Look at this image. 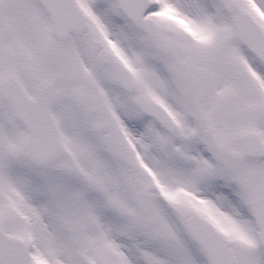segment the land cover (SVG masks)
<instances>
[{
	"label": "snow or ice",
	"instance_id": "6c2138e0",
	"mask_svg": "<svg viewBox=\"0 0 264 264\" xmlns=\"http://www.w3.org/2000/svg\"><path fill=\"white\" fill-rule=\"evenodd\" d=\"M0 264H264V0H0Z\"/></svg>",
	"mask_w": 264,
	"mask_h": 264
}]
</instances>
